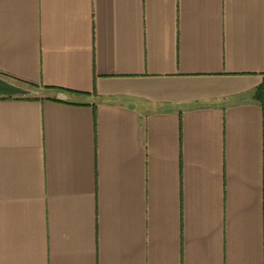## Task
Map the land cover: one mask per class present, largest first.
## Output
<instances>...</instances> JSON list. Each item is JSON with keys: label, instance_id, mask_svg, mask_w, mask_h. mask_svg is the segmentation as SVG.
<instances>
[{"label": "crops", "instance_id": "obj_1", "mask_svg": "<svg viewBox=\"0 0 264 264\" xmlns=\"http://www.w3.org/2000/svg\"><path fill=\"white\" fill-rule=\"evenodd\" d=\"M0 75L67 96L0 98V264H264V0H0Z\"/></svg>", "mask_w": 264, "mask_h": 264}, {"label": "water", "instance_id": "obj_2", "mask_svg": "<svg viewBox=\"0 0 264 264\" xmlns=\"http://www.w3.org/2000/svg\"><path fill=\"white\" fill-rule=\"evenodd\" d=\"M40 91L30 88L14 81H11L0 75V97H28L38 96ZM59 99H67L66 94L59 92L57 94Z\"/></svg>", "mask_w": 264, "mask_h": 264}, {"label": "trees", "instance_id": "obj_3", "mask_svg": "<svg viewBox=\"0 0 264 264\" xmlns=\"http://www.w3.org/2000/svg\"><path fill=\"white\" fill-rule=\"evenodd\" d=\"M9 80L14 81V82L19 83V84L24 85V86L39 90L40 91V94H39L40 96H44V97L50 98V99L60 100L59 98H57V93L62 92V90L53 88L51 86L36 85V84H33V83H29V82H19V81H15V80H12V79H9ZM31 97H33V96L20 97V98H31ZM0 98H12V97H0ZM262 102L264 104V97L262 99Z\"/></svg>", "mask_w": 264, "mask_h": 264}]
</instances>
